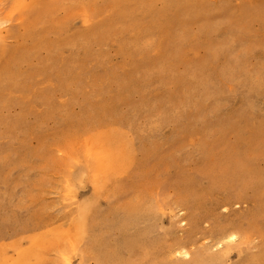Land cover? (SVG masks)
<instances>
[{"label":"rangeland","instance_id":"1","mask_svg":"<svg viewBox=\"0 0 264 264\" xmlns=\"http://www.w3.org/2000/svg\"><path fill=\"white\" fill-rule=\"evenodd\" d=\"M1 72L0 264H264V0H0Z\"/></svg>","mask_w":264,"mask_h":264},{"label":"bare ground","instance_id":"2","mask_svg":"<svg viewBox=\"0 0 264 264\" xmlns=\"http://www.w3.org/2000/svg\"><path fill=\"white\" fill-rule=\"evenodd\" d=\"M247 8H250V6H246L243 8V10H247ZM201 11L204 10V8H202V6L200 7ZM217 9L219 10L218 13H207L206 16L212 21V28H213V39L211 40V42L208 44V48L210 51V60L208 62V67H209V71L210 72H214L216 70H218V72L221 75H226L229 77H233L235 74H245L249 71H252L249 68H246L245 66H242V68L244 69V72H239L238 69H236L238 66L240 67V64L238 62V58L236 56H233V49L231 47L228 46V44H222L219 42V38H215V35L217 34V32H219V28L222 27L225 24H231L230 22H232L233 19H236V21L238 19L241 20L242 17L238 16L236 17H232L231 13L229 14H224L226 12H233L231 7L225 8L223 6L221 7H217ZM207 9L204 10V12ZM242 15V14H241ZM219 26V28H218ZM215 39L217 40V42H215ZM223 42V41H222ZM222 44V45H220ZM223 55H230V59H229V63L230 66H228V64H224L223 66H218L217 61L219 60V58H221V56ZM198 68L194 69L197 70ZM216 69V70H215ZM0 76H5V74H3L2 72L0 73ZM127 263H132V262H127Z\"/></svg>","mask_w":264,"mask_h":264}]
</instances>
